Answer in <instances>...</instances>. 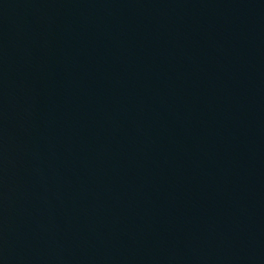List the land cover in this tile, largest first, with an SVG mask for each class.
Listing matches in <instances>:
<instances>
[{
	"label": "water",
	"instance_id": "1",
	"mask_svg": "<svg viewBox=\"0 0 264 264\" xmlns=\"http://www.w3.org/2000/svg\"><path fill=\"white\" fill-rule=\"evenodd\" d=\"M0 264H264V0H0Z\"/></svg>",
	"mask_w": 264,
	"mask_h": 264
}]
</instances>
